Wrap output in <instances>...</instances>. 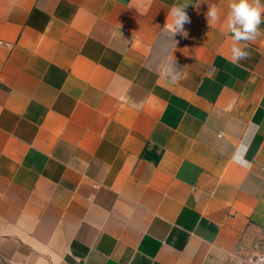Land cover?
<instances>
[{
    "label": "crops",
    "instance_id": "crops-1",
    "mask_svg": "<svg viewBox=\"0 0 264 264\" xmlns=\"http://www.w3.org/2000/svg\"><path fill=\"white\" fill-rule=\"evenodd\" d=\"M228 3L0 0V264H230L264 227V24L231 63Z\"/></svg>",
    "mask_w": 264,
    "mask_h": 264
},
{
    "label": "clouds",
    "instance_id": "clouds-1",
    "mask_svg": "<svg viewBox=\"0 0 264 264\" xmlns=\"http://www.w3.org/2000/svg\"><path fill=\"white\" fill-rule=\"evenodd\" d=\"M186 6L174 4L169 11L172 23L171 25L166 23L165 28H169L172 35L181 32L187 36V33L183 32L184 24L189 22L184 10ZM206 16L210 26L213 23H220L231 35V55L228 57L230 62L239 64L241 60L248 59L250 53L246 49L262 34L260 26L264 24V3H261V0H229L228 11L223 20L216 5L209 6ZM132 106L139 107L137 104Z\"/></svg>",
    "mask_w": 264,
    "mask_h": 264
},
{
    "label": "rangeland",
    "instance_id": "rangeland-1",
    "mask_svg": "<svg viewBox=\"0 0 264 264\" xmlns=\"http://www.w3.org/2000/svg\"><path fill=\"white\" fill-rule=\"evenodd\" d=\"M230 264H264V227L246 231Z\"/></svg>",
    "mask_w": 264,
    "mask_h": 264
}]
</instances>
